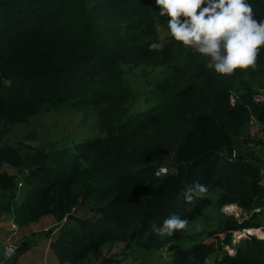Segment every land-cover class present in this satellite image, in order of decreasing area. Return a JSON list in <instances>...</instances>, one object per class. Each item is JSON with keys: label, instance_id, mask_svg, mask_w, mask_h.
Here are the masks:
<instances>
[{"label": "trees", "instance_id": "1", "mask_svg": "<svg viewBox=\"0 0 264 264\" xmlns=\"http://www.w3.org/2000/svg\"><path fill=\"white\" fill-rule=\"evenodd\" d=\"M248 2L264 19V0ZM159 11L154 0H0V216L56 218L61 264H125L126 248L106 256L105 247L163 242L153 224L173 213L192 221L215 199L250 213L216 236L234 252L210 259L215 242L174 245L157 264H264V239H231L261 228L264 104L252 94L264 83V50L254 71L217 74L170 34L155 45L158 26L168 31ZM69 106L83 111L69 134L47 145L14 140L19 124ZM197 180L207 192L189 204L182 193Z\"/></svg>", "mask_w": 264, "mask_h": 264}, {"label": "clouds", "instance_id": "2", "mask_svg": "<svg viewBox=\"0 0 264 264\" xmlns=\"http://www.w3.org/2000/svg\"><path fill=\"white\" fill-rule=\"evenodd\" d=\"M159 15L167 17L173 41L197 53L207 67L227 77L237 69L255 70L259 52L264 50V19H257L248 0H155ZM161 171L166 172L167 169ZM207 187L198 180L182 195L187 203L202 197ZM189 221L173 213L161 226L152 225L160 236L186 230ZM197 231L201 226H197Z\"/></svg>", "mask_w": 264, "mask_h": 264}, {"label": "rangeland", "instance_id": "3", "mask_svg": "<svg viewBox=\"0 0 264 264\" xmlns=\"http://www.w3.org/2000/svg\"><path fill=\"white\" fill-rule=\"evenodd\" d=\"M152 5H154L153 2ZM158 30L161 34V41L156 43L155 45L161 47L164 42L168 40L167 37L169 36V32L161 26H158ZM263 85L264 83L257 84V87H255L254 89ZM82 115V110L70 106L65 107L64 109L54 110L48 113L43 112L34 115L31 117L32 119L30 120V122L19 124L20 126H17V135L14 137V140H21L34 145H47L49 142H53L56 139L63 137L65 134H69L71 131H73V129L77 128L78 123H80V121L82 122ZM94 116L97 117L96 113H93L90 119H94ZM170 158H172L171 154H169V158H167V160L171 162L172 160ZM6 168L8 169L9 167L5 166L3 169L6 170ZM162 168L165 169L166 167ZM162 168H160L159 172L165 173L161 171ZM9 169L13 171V168ZM231 217L233 219H237V221L240 223L245 218H249L250 213L244 212L243 208L236 203L228 202L222 205L214 199L213 203L208 207L204 206L203 213H201L200 216L193 219L192 221H189L186 230L180 231V240H174L170 239L168 236H164L165 240L163 242L154 240L147 244L146 248L144 249L138 248L139 246H141V244H137V241L131 240L128 242H116L112 247H105L103 253L106 256H110L113 252H117L124 247L128 250V255L125 257L124 261L125 264H157V261H160L161 257H168L169 255H171L172 247L174 245H180L183 250H186L193 243L195 244L200 241H205L207 243L215 242L217 248L211 253L210 259L216 258L219 255V251L223 253V251L225 250L230 253V250H233L231 244L220 248L216 239V236L222 239L226 237L228 231L223 232V230H220V228H222L225 221ZM51 219L52 221H45L47 225H44L40 228V232L38 233V235L46 230L52 233V231H54L56 227L59 228L61 226V224L54 225L53 221L55 222L56 219ZM255 220L261 224L260 227L264 231V208L259 212ZM198 225L201 226L200 231L196 230ZM213 230L220 232L213 234ZM231 235L232 242L234 243L237 240L242 241L244 239H248V236L250 234H248L245 229H236L231 230ZM237 235H239V239H236ZM253 235H256L258 238L264 239V237H261L257 234ZM155 257H158L157 261H155Z\"/></svg>", "mask_w": 264, "mask_h": 264}, {"label": "crops", "instance_id": "4", "mask_svg": "<svg viewBox=\"0 0 264 264\" xmlns=\"http://www.w3.org/2000/svg\"><path fill=\"white\" fill-rule=\"evenodd\" d=\"M6 170L10 173L9 168ZM53 216H43L38 222L29 225H20L15 221L14 212L4 213L0 216V259L4 253L5 246L12 241L18 244V251L20 245L29 244V248L17 254L9 261L3 264H61L56 252L52 248V243L55 240V235L58 230L56 227L50 235L40 232V228L47 223L45 221H52ZM51 219V220H49ZM56 219V218H55ZM54 225L59 224L56 220ZM37 234V235H35Z\"/></svg>", "mask_w": 264, "mask_h": 264}, {"label": "built area", "instance_id": "5", "mask_svg": "<svg viewBox=\"0 0 264 264\" xmlns=\"http://www.w3.org/2000/svg\"><path fill=\"white\" fill-rule=\"evenodd\" d=\"M252 100H253V102H255L257 104H264V85L259 86L258 88L255 89V91L252 94ZM237 101H238V96L231 94L230 95V102L233 105H235L237 103ZM250 124L252 127H255L258 124V121L254 115L251 116ZM232 155L235 156V153L233 152ZM259 183L261 185H264V166L262 167L261 179H260ZM19 186H22L21 182H20ZM261 210L262 209L260 207L254 209V211H256V212H260ZM245 231L248 234L252 235L248 229H245ZM237 241H239V240H237ZM17 251H18V244L14 243L12 241L8 242L5 246L4 253L0 259V264H3L5 262L11 260L17 254ZM233 252H234V250H232V251L230 250V253H233Z\"/></svg>", "mask_w": 264, "mask_h": 264}, {"label": "bare ground", "instance_id": "6", "mask_svg": "<svg viewBox=\"0 0 264 264\" xmlns=\"http://www.w3.org/2000/svg\"><path fill=\"white\" fill-rule=\"evenodd\" d=\"M234 207V205H233ZM252 234H257L261 237H264V231L261 228H250L248 229ZM239 235H237L236 239H239Z\"/></svg>", "mask_w": 264, "mask_h": 264}, {"label": "water", "instance_id": "7", "mask_svg": "<svg viewBox=\"0 0 264 264\" xmlns=\"http://www.w3.org/2000/svg\"><path fill=\"white\" fill-rule=\"evenodd\" d=\"M232 154V152H230ZM253 235V234H252Z\"/></svg>", "mask_w": 264, "mask_h": 264}]
</instances>
